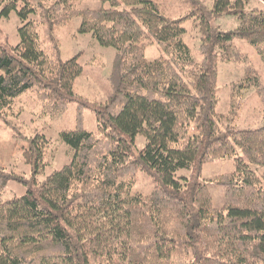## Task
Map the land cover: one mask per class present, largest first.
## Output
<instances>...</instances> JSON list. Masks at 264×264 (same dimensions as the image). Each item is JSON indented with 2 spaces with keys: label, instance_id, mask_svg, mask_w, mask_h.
<instances>
[{
  "label": "trees",
  "instance_id": "obj_1",
  "mask_svg": "<svg viewBox=\"0 0 264 264\" xmlns=\"http://www.w3.org/2000/svg\"><path fill=\"white\" fill-rule=\"evenodd\" d=\"M74 1L0 0V18L17 11L21 19L18 44L0 27V112L34 91L43 116L76 102L78 119L60 135L74 151L71 162L43 180L51 140L7 122L14 139L28 142L32 176L0 166V264H264V125L238 128L234 99L230 112L217 111L221 58L247 62L235 94L255 89L264 101L260 74L234 44L248 41L264 62V4L212 0L208 9L185 0L195 11L179 8L176 17L177 6L168 16L160 0H101L108 6L98 9ZM223 14L239 24L214 27L212 17ZM77 17L80 33L116 49L113 94L104 102L76 91L79 54L61 56L56 29ZM194 17L201 59L184 40ZM155 42L167 56L150 60ZM86 109L95 112L97 134L84 127ZM195 123L200 131L191 134ZM221 158H234L235 170L202 179L204 164ZM183 169L189 173L179 175ZM139 172L154 182L147 194L130 192ZM11 179L27 191L5 200ZM212 182L224 188L223 208L213 203Z\"/></svg>",
  "mask_w": 264,
  "mask_h": 264
},
{
  "label": "rangeland",
  "instance_id": "obj_2",
  "mask_svg": "<svg viewBox=\"0 0 264 264\" xmlns=\"http://www.w3.org/2000/svg\"><path fill=\"white\" fill-rule=\"evenodd\" d=\"M160 1L164 3L165 8L163 7V11L168 16L170 15L168 13L170 8L175 5L177 6L176 17L181 16L178 12L179 8H181V13H183V10L188 14L195 11L192 3L186 7L185 0H178V2L177 0ZM74 4L80 8L92 9L108 6V4H103L101 0H76ZM201 4H205L210 9L212 8L213 1L202 0ZM262 4H264L262 0H254L250 8ZM32 18L39 20L38 14L33 15ZM211 20L214 27L222 28L223 30L235 28L239 24V19L232 15H217L216 17H212ZM80 22L81 19L77 17L56 29V34L60 39L61 56L64 60H67L79 54V59L84 65L85 72L76 80V91L93 101L104 102L108 98V92H113L108 76L112 70L116 49L102 45L89 33H80L78 31ZM20 25L21 19L17 11H13L9 17L0 18V27L7 33L12 44H18L20 41L18 29ZM185 27L187 32L184 40L191 48L195 58L201 59L202 53L199 49L201 37L197 27V19L195 17L188 19ZM2 40L3 38L0 37V41ZM234 44L248 56L249 63L253 64L264 84V62L257 50L248 41L243 39H235ZM161 56L167 55L158 42L147 46L146 57L148 59L152 60ZM93 60H100L101 65L90 66L88 62H92ZM246 65L247 62L241 63L226 61L222 58L219 59V101L217 111L220 113L230 112L234 108V99L239 105L236 108L238 111L236 115L238 116L236 119L238 128H252L264 125V101L256 90L249 89L244 90L241 95L235 94V88H237L235 85L243 77ZM42 110L43 103L38 100L36 92L28 91L18 97L11 108L0 112V166L5 167L12 173L29 178L32 176V168L23 157V148L28 146V142L21 139H14L11 136V127L7 125L8 121L18 126L29 136L34 135L35 132H42L51 140V146L46 155L48 163L44 169V173L40 176L41 180L45 179L54 170L61 169L64 165L71 162L74 151L60 135L62 131L73 130L78 126L76 102L71 103L63 114L57 116H43L41 114ZM84 127L97 134V120L95 112L92 109L85 110ZM199 131L200 127L196 123L190 128L191 134ZM145 142L146 140L143 136H137L136 143L138 147H143ZM235 168L234 158L216 159L204 164L201 178L204 179L212 175L233 172ZM258 170L262 172L261 168H258ZM188 173V169L179 171V175ZM153 187L154 182L152 178L144 172H139L134 184L130 188V192L147 194L151 192ZM219 189L223 191V197L226 201L223 187L219 186ZM26 191L27 186L25 183L11 179L7 190L3 194V198L8 200L15 196H22ZM214 201L216 205L221 204V200L219 201L216 193Z\"/></svg>",
  "mask_w": 264,
  "mask_h": 264
},
{
  "label": "crops",
  "instance_id": "obj_3",
  "mask_svg": "<svg viewBox=\"0 0 264 264\" xmlns=\"http://www.w3.org/2000/svg\"><path fill=\"white\" fill-rule=\"evenodd\" d=\"M100 60H93L92 62H88V64L90 65V66H99V65H101L100 64V62H99ZM84 72H85V70H84ZM92 72H94V71H92ZM110 75V74H109ZM109 77V76H108ZM109 94H108V98L113 94V92L112 91H109L108 92ZM107 98V99H108ZM222 174V173H221ZM221 174H218V175H221ZM223 174H225V173H223ZM215 176H217V175H212V176H208L207 178H212V177H215ZM219 186H221V185H218V184H216L215 182H212V183H210V185H209V188H210V191H211V194H212V197H213V203H214V205H215V207H219V208H223L224 207V205H225V200H224V197H223V191H221L220 189H219ZM222 187V186H221ZM224 189V188H223ZM214 190H215V193L217 194V196H218V199H219V201L221 200V204L220 205H216L215 204V201H214V197H215V193H214ZM222 194V195H221ZM220 195H221V199H220Z\"/></svg>",
  "mask_w": 264,
  "mask_h": 264
}]
</instances>
